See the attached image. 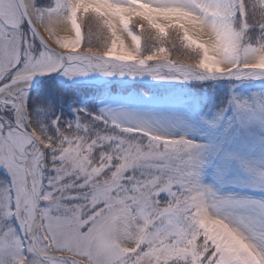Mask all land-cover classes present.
Instances as JSON below:
<instances>
[{
    "label": "snow or ice",
    "instance_id": "obj_1",
    "mask_svg": "<svg viewBox=\"0 0 264 264\" xmlns=\"http://www.w3.org/2000/svg\"><path fill=\"white\" fill-rule=\"evenodd\" d=\"M0 264H264V0H0Z\"/></svg>",
    "mask_w": 264,
    "mask_h": 264
},
{
    "label": "trees",
    "instance_id": "obj_2",
    "mask_svg": "<svg viewBox=\"0 0 264 264\" xmlns=\"http://www.w3.org/2000/svg\"><path fill=\"white\" fill-rule=\"evenodd\" d=\"M85 33H86V29H84ZM58 81H46L44 84L41 85V87L45 88V89H50V90H58ZM142 89V88H141ZM72 95V90L69 89L68 91V96ZM88 99V97L86 95L81 96V100L82 101H86ZM65 103H71L70 100L65 99Z\"/></svg>",
    "mask_w": 264,
    "mask_h": 264
},
{
    "label": "rangeland",
    "instance_id": "obj_3",
    "mask_svg": "<svg viewBox=\"0 0 264 264\" xmlns=\"http://www.w3.org/2000/svg\"><path fill=\"white\" fill-rule=\"evenodd\" d=\"M60 34H61V35H65L66 33L63 32V31H61ZM72 36H74V33H71V34H70V38H71ZM126 42H127V43H131L130 39H128ZM54 46H55V45H54ZM141 90H142V89H141Z\"/></svg>",
    "mask_w": 264,
    "mask_h": 264
},
{
    "label": "water",
    "instance_id": "obj_4",
    "mask_svg": "<svg viewBox=\"0 0 264 264\" xmlns=\"http://www.w3.org/2000/svg\"><path fill=\"white\" fill-rule=\"evenodd\" d=\"M54 46V45H53ZM55 47V46H54ZM59 50V49H58Z\"/></svg>",
    "mask_w": 264,
    "mask_h": 264
}]
</instances>
